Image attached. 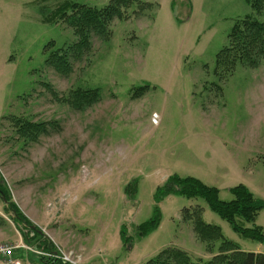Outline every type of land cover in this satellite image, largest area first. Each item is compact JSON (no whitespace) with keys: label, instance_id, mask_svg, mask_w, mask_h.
<instances>
[{"label":"rangeland","instance_id":"1","mask_svg":"<svg viewBox=\"0 0 264 264\" xmlns=\"http://www.w3.org/2000/svg\"><path fill=\"white\" fill-rule=\"evenodd\" d=\"M63 2L108 0H0V183L8 196L0 193V243L32 245L21 234L31 229L76 264H143L167 246L207 260L218 241L209 251L181 213L199 206L226 239L264 253V243L241 237L203 198L160 192L177 174L216 187L223 201L240 183L264 199V55L255 67L211 73L234 21L246 13L264 21V10L246 0H135L65 76L46 56L76 36L64 21H42ZM77 87L98 88V101L80 109L63 101ZM19 116L46 132L19 137ZM155 214L157 227L139 235ZM255 223L264 232V209ZM32 246L14 255L44 264L38 253L49 252Z\"/></svg>","mask_w":264,"mask_h":264},{"label":"trees","instance_id":"2","mask_svg":"<svg viewBox=\"0 0 264 264\" xmlns=\"http://www.w3.org/2000/svg\"><path fill=\"white\" fill-rule=\"evenodd\" d=\"M246 2L257 13L264 10V0H246ZM134 3L135 0H108L105 5L97 7L77 2H63L50 14L42 16V21H64L73 29L76 36L73 43L53 50H50L53 47V41L47 42L45 48L50 50L45 60L47 67L53 68L58 74L68 75L73 61L83 58L91 50L92 38L94 36L101 37V39L107 38L113 18L122 17L124 10ZM263 55L264 21L246 13L234 21L227 35L226 44L215 55L211 73L220 76L229 75L237 64L255 67ZM99 95L98 88L77 87L70 90L63 101L68 102L75 109H80L96 103ZM12 121L18 136L29 142L36 140L40 134L46 132L43 122L30 121L21 116L13 117ZM229 191L232 198L223 201L219 199V190L216 187L206 185L193 176L181 177L174 174L169 177L160 192L163 194L177 192L187 198L201 197L208 207L224 219L241 237L264 243L263 228L255 223L258 213L264 209V199L256 197L241 183L230 187ZM0 193L8 199L7 189L1 183ZM156 197L160 196L156 195ZM8 204L19 222L31 225L13 202L10 201ZM181 213L184 221H191L194 234L198 240L206 244L209 251L213 248V243L218 241L216 254L207 260H193L186 251L178 247L167 246L143 264H264V253L242 250L237 243L223 236L219 226L203 221L199 206L184 207ZM158 220V215L155 214L148 221L139 224L138 234L145 235L152 231L157 227ZM245 223L251 225L245 226ZM27 231L28 233L21 230L24 240L34 241L33 244L37 243L49 252L47 255L38 254L44 264H66L55 256L58 254L55 245L45 239L43 234L39 236L38 232L31 229ZM121 236L125 243L128 236H125L124 228L121 230Z\"/></svg>","mask_w":264,"mask_h":264},{"label":"built area","instance_id":"3","mask_svg":"<svg viewBox=\"0 0 264 264\" xmlns=\"http://www.w3.org/2000/svg\"><path fill=\"white\" fill-rule=\"evenodd\" d=\"M18 247L32 251V248L22 241L19 243H0V264H23L20 259L14 255L15 249ZM60 258L64 261L76 264V260H73L71 253L61 252Z\"/></svg>","mask_w":264,"mask_h":264},{"label":"crops","instance_id":"4","mask_svg":"<svg viewBox=\"0 0 264 264\" xmlns=\"http://www.w3.org/2000/svg\"><path fill=\"white\" fill-rule=\"evenodd\" d=\"M55 243V242H54ZM56 244V243H55ZM56 246H58V244H56ZM58 247H60V246H58Z\"/></svg>","mask_w":264,"mask_h":264}]
</instances>
